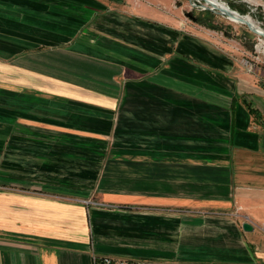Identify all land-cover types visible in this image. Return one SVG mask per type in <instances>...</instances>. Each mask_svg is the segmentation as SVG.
I'll list each match as a JSON object with an SVG mask.
<instances>
[{
  "label": "crops",
  "instance_id": "0c3cea01",
  "mask_svg": "<svg viewBox=\"0 0 264 264\" xmlns=\"http://www.w3.org/2000/svg\"><path fill=\"white\" fill-rule=\"evenodd\" d=\"M144 1L0 0V264H264V78Z\"/></svg>",
  "mask_w": 264,
  "mask_h": 264
},
{
  "label": "rangeland",
  "instance_id": "374dc122",
  "mask_svg": "<svg viewBox=\"0 0 264 264\" xmlns=\"http://www.w3.org/2000/svg\"><path fill=\"white\" fill-rule=\"evenodd\" d=\"M152 2L151 7L155 8L161 13L169 15L171 18L181 19L185 27L188 25H196L199 30H204L215 39L219 45L226 48L229 52H233L243 65L249 69L250 72L259 74L264 78V43L259 38L258 33H254L247 24H241L228 19L224 15L216 14L213 19V23L219 27L214 29L198 23L196 18L190 15L193 13L197 17L204 10L201 7L193 5V0H150ZM147 3L144 0H137V5H143ZM206 4V3H205ZM238 7V6H237ZM254 18V17H253Z\"/></svg>",
  "mask_w": 264,
  "mask_h": 264
},
{
  "label": "built area",
  "instance_id": "2783aa9c",
  "mask_svg": "<svg viewBox=\"0 0 264 264\" xmlns=\"http://www.w3.org/2000/svg\"><path fill=\"white\" fill-rule=\"evenodd\" d=\"M210 1L217 2L218 5L224 6L234 11L238 17L246 18L252 24H254L256 28L264 32V0H193V5L196 7H201L204 10H210L213 13L224 15L228 19L230 18L232 21H235L241 24L243 23L246 24L244 21L242 22L237 17L228 15L225 12H222V13L217 12L216 11L217 8L214 7L210 3ZM182 27H185L184 23H182ZM257 33L261 41L264 43V34H261L259 32ZM263 50H264V47H263ZM93 261H94V264H178L176 262L171 263V262H165L160 259L156 260V259H151V258H146V257L145 258H135V257H132V258L118 257L117 258V257L107 255V254L101 257L94 255Z\"/></svg>",
  "mask_w": 264,
  "mask_h": 264
},
{
  "label": "water",
  "instance_id": "95a60500",
  "mask_svg": "<svg viewBox=\"0 0 264 264\" xmlns=\"http://www.w3.org/2000/svg\"><path fill=\"white\" fill-rule=\"evenodd\" d=\"M210 3L214 6V7H216L217 9H216V11L217 12H219V13H222V12H225V13H227L228 15H232V16H234V17H237L240 21H244L246 24H248V26L254 31V32H259V33H261V34H264V32H262V31H260L258 28H256L255 27V25L254 24H252L249 20H247L246 18H242V17H238L236 14H235V12L234 11H232V10H230V9H228V8H226V7H224V6H221V5H218L217 4V2H212V1H210ZM190 15L191 16H193V18H195V16L193 15V13H190ZM243 227L246 229V230H249V231H251V230H253V225H251L249 222H244V224H243Z\"/></svg>",
  "mask_w": 264,
  "mask_h": 264
},
{
  "label": "trees",
  "instance_id": "16d2710c",
  "mask_svg": "<svg viewBox=\"0 0 264 264\" xmlns=\"http://www.w3.org/2000/svg\"><path fill=\"white\" fill-rule=\"evenodd\" d=\"M216 16L215 13L211 12L210 10H203L196 18L198 23L201 25H205L211 28H218V25H215L213 22L214 17Z\"/></svg>",
  "mask_w": 264,
  "mask_h": 264
},
{
  "label": "bare ground",
  "instance_id": "6f19581e",
  "mask_svg": "<svg viewBox=\"0 0 264 264\" xmlns=\"http://www.w3.org/2000/svg\"><path fill=\"white\" fill-rule=\"evenodd\" d=\"M207 4V3H206Z\"/></svg>",
  "mask_w": 264,
  "mask_h": 264
}]
</instances>
